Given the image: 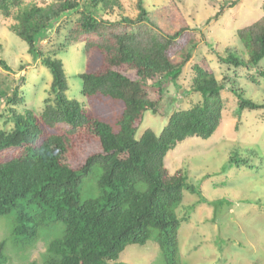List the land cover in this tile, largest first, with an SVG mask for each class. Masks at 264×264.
<instances>
[{
    "label": "trees",
    "instance_id": "1",
    "mask_svg": "<svg viewBox=\"0 0 264 264\" xmlns=\"http://www.w3.org/2000/svg\"><path fill=\"white\" fill-rule=\"evenodd\" d=\"M135 6V16L120 15L114 21L105 16L119 7L118 0H0L3 22L12 20L9 30L27 43L28 53L40 59L52 77L51 98L38 115L14 109L23 102L16 90L9 96L0 91L12 123L10 130L0 129V215H13L11 235L28 247L42 230L62 225L60 235L48 242L42 262L25 264H127L118 261L125 247L150 239L158 244L165 264H180L176 209L183 190L206 199L181 170L171 173L164 159L187 137L206 139L214 133L222 118L225 85L205 57L195 60L191 91L201 100L174 111L159 134L147 129L136 138L144 113L158 115L168 82L176 85L199 39L178 0H168L152 12L144 0H136ZM74 12L79 17L66 40L83 41L85 54L97 51L101 56L99 68L78 75L81 93L87 99L121 102L122 112L111 122L66 97L59 60L40 50L47 32ZM237 37L247 57L229 48L224 56L216 51V57L221 64L246 68V78L258 85V77L264 81V70L257 68L264 57V15L237 30ZM0 67L10 70L2 59ZM255 67L257 75L248 74ZM227 80L240 111L264 109V103L246 99L232 78ZM243 165L252 168L245 159H228L229 167ZM95 168L100 170L98 193L82 198L84 179ZM6 262L0 242V264Z\"/></svg>",
    "mask_w": 264,
    "mask_h": 264
},
{
    "label": "rangeland",
    "instance_id": "2",
    "mask_svg": "<svg viewBox=\"0 0 264 264\" xmlns=\"http://www.w3.org/2000/svg\"><path fill=\"white\" fill-rule=\"evenodd\" d=\"M32 1L42 4L50 0ZM178 1L199 42L182 68L176 85L168 82L158 115L150 111L144 113L136 138L147 129L159 134L174 111L188 109L201 100L199 93L191 91V66L195 60L205 57L217 80L225 85L221 92V121L209 138L187 137L167 152L164 159L171 173L181 170L185 181L197 187L206 199L200 201L197 194L183 190L182 201L176 209L181 220L178 229L180 264H264V109L240 111L227 79L232 78L233 87L256 103H264V81L258 77V85L251 83L246 78V68L221 64L215 53L224 56L229 48L238 56L247 57L237 30L264 15V0H234L236 4L232 7L224 0ZM118 2L119 7L105 17L116 21L120 15L135 16L136 0ZM167 2L144 0V7L152 12L165 7ZM220 7L224 8L221 10ZM216 13L218 15L214 17ZM78 17L79 13L74 12L60 19L40 41L39 47L44 54L59 60L67 85L66 97L79 102L100 119L111 122L122 112L121 102L107 98L87 99L81 93L82 82L78 75L99 68L101 56L97 51L85 54L83 41L71 44L66 40ZM11 23L12 20L3 22L0 15V59L10 67L9 71L0 67V91L9 96L16 90L23 102L16 104L14 109L19 113L32 110L38 115L45 100L51 98V73L40 59L28 53L27 43L9 30ZM179 60V56L173 58L174 62ZM257 68L264 70V57ZM255 69L249 70L248 74L257 75ZM4 101L0 99V129L10 130L12 123ZM231 156L247 160L252 168L246 165L229 167ZM99 173V168H95L84 179L82 198L97 195ZM13 221L12 214L0 215V242L4 243L7 256L5 264L42 262L48 242L60 235L62 225L58 223L42 230L38 240L28 247L19 240L14 241L11 235ZM118 261L165 264L158 244L152 239L143 245H127Z\"/></svg>",
    "mask_w": 264,
    "mask_h": 264
}]
</instances>
